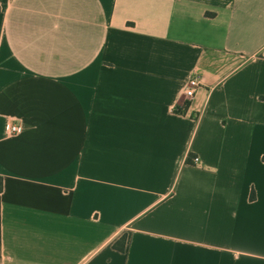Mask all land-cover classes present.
<instances>
[{
	"label": "crops",
	"instance_id": "obj_1",
	"mask_svg": "<svg viewBox=\"0 0 264 264\" xmlns=\"http://www.w3.org/2000/svg\"><path fill=\"white\" fill-rule=\"evenodd\" d=\"M0 264H264V0H0Z\"/></svg>",
	"mask_w": 264,
	"mask_h": 264
},
{
	"label": "built area",
	"instance_id": "obj_2",
	"mask_svg": "<svg viewBox=\"0 0 264 264\" xmlns=\"http://www.w3.org/2000/svg\"><path fill=\"white\" fill-rule=\"evenodd\" d=\"M200 86V81L197 77L195 76H191L189 78V80L187 81L186 85L184 86L183 90H182V97L184 98L185 101H190L193 99L194 94L196 89ZM177 104H174V110L178 111L177 109ZM182 108H184L182 106ZM21 130V126L20 124H16V123H8L5 126V132L6 134L12 135L15 133H18ZM193 162L194 163H198L199 162V158L198 157H194L193 158Z\"/></svg>",
	"mask_w": 264,
	"mask_h": 264
},
{
	"label": "trees",
	"instance_id": "obj_3",
	"mask_svg": "<svg viewBox=\"0 0 264 264\" xmlns=\"http://www.w3.org/2000/svg\"><path fill=\"white\" fill-rule=\"evenodd\" d=\"M254 197L253 193H251L250 195V198L252 199ZM121 239V240H120ZM119 240H117L114 244H113V247L120 250V251H123L124 250V239H125V236H122V238H120Z\"/></svg>",
	"mask_w": 264,
	"mask_h": 264
}]
</instances>
